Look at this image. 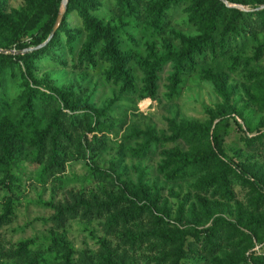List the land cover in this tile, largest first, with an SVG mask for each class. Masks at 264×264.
Here are the masks:
<instances>
[{
    "label": "trees",
    "instance_id": "16d2710c",
    "mask_svg": "<svg viewBox=\"0 0 264 264\" xmlns=\"http://www.w3.org/2000/svg\"><path fill=\"white\" fill-rule=\"evenodd\" d=\"M229 1L249 7L264 3V0ZM59 3L60 0H21L18 7L8 11L6 0H0V48L19 50L45 41L55 21ZM181 5L187 15L186 24L193 26L195 32L183 33L170 27L171 11ZM98 7V0H68L59 27L45 45L21 54L0 52V75L12 67L10 62L17 63L24 70L17 106H5L0 99V187H10L12 182H20L19 175L25 162L34 169L39 168L42 177L64 171L68 149L74 147L72 135L80 131L82 124L91 132L108 129L101 118L106 117L105 112L109 107L96 109L88 100H75L74 91L69 89L48 85V92H45L39 88L40 83L31 73L36 59L54 52L61 35L66 36L67 44L73 49L74 35L67 20L72 13L85 33L84 41L72 54V60L78 66L91 69L98 61L105 64L106 79L118 84L122 92L138 96L139 99L155 98L160 75L170 64L166 87L171 98L178 94L185 77L201 65V76L213 83L220 99V105L206 122H178L167 118L168 131L155 133L150 128L134 129L123 138L126 144L134 142L128 148L131 156L158 153L161 160L157 172L166 180L194 178L195 187L212 196L220 194L232 198L235 178L255 191V201L259 195L264 198V179L251 180L249 175L239 172L237 164L223 147L229 121L236 116L244 119L242 109L237 108L234 100L235 93L228 83V74L242 65L245 69L249 68L250 79L257 78L258 73L252 70V66L262 59L264 42L253 43L251 55H242L241 52L250 41H255L260 30L264 31V8L242 11L227 7L222 0H113L119 19L117 24H113L97 16ZM137 21L142 32L159 41V45L154 40L145 41L143 52L127 47V43L138 45L136 37L125 29L128 22H135L136 25ZM212 63L215 65L210 66ZM132 64L141 71L140 79L134 75ZM26 75L33 84L29 83ZM245 94L259 108H264V87L259 85L255 93L250 91ZM235 122L242 130V125L237 120ZM242 132L247 149H258L257 152L264 156V126L252 136L248 131ZM76 140L79 147L98 141L96 135H83ZM94 172L99 176H111L99 168H95ZM144 176L145 173L138 170L135 182L121 181L120 187L114 185L118 187L117 193L103 191L101 196L98 195L101 191L67 190L60 200L52 203V224L59 230L70 219L102 218L104 236L99 240L95 264H124L118 242L121 240L132 244L144 236L138 237L130 229V224L149 209L146 203H138L134 198L137 194L142 198L148 197V184ZM11 215V203L6 202L4 214H0V227L10 221ZM155 218L158 222H164L161 216ZM252 222L254 219H251ZM185 232L179 231V236L164 234L161 237L164 250L159 257L161 264H183L182 240L178 244L175 242ZM205 232L212 238L217 234L229 236L241 233L252 243L250 234L223 217L214 218ZM112 238L117 240L116 243ZM52 243L63 251V264H75L72 247L65 238L54 235ZM26 245V242L16 245V253L22 254V257H18L19 264H34V259L26 258ZM242 259L246 264H264V253L244 251Z\"/></svg>",
    "mask_w": 264,
    "mask_h": 264
},
{
    "label": "rangeland",
    "instance_id": "374dc122",
    "mask_svg": "<svg viewBox=\"0 0 264 264\" xmlns=\"http://www.w3.org/2000/svg\"><path fill=\"white\" fill-rule=\"evenodd\" d=\"M98 3L97 16L103 21L117 24L118 12L113 7V0H98ZM20 4L21 0H6L8 11ZM183 8L181 5L171 11L170 27L183 33L195 32L193 26L186 24L187 15ZM67 20L74 35L73 49L67 44L66 36L61 35L54 52L36 59L31 73L40 83L39 88L45 92H48V85L69 89L74 91L75 100H88L96 109L109 107L105 112L106 117L101 118L108 129L91 132L82 124L80 131L72 135L74 147L68 149L64 171L42 177L39 168L34 169L25 162L19 175L21 181L12 182L10 187H0V214H4L6 202L11 203L12 210L10 221L0 227V263L19 264L18 257H22V254L16 253V245L26 242V258L34 259V264H63V251L52 243L54 235H61L72 247L75 264H95L99 240L104 236L101 225L103 219L74 218L58 230L51 222L52 203L60 200L70 189L101 191L98 193L100 196L103 191L117 193L121 181H136L138 170L145 173L148 197L142 198L137 194L134 198L138 203H146L149 209L130 224L135 235L144 236L132 244L121 240L118 242V251L122 253L124 264H161L159 257L164 251L161 237L164 234L179 236V231L183 230L187 233L175 242L178 244L182 240L183 264H246L242 259L244 251L264 253V198L259 195L255 201V191L247 183L233 178L232 198L203 193L195 187L194 178L166 180L157 172L161 160L158 153L133 157L128 148L134 142L126 144L123 141L134 129L150 128L155 133L168 131L167 118L178 122L209 120L220 105V99L213 83L201 76L199 68L202 66L199 65L195 72L188 74L178 94L170 98L166 86L171 69L170 64L167 65L160 75L156 97L139 99L138 96L122 92L118 84L108 81L104 74L107 66L100 61L93 69L75 64L72 54L84 41L85 33L75 14L71 13ZM134 23L128 22L125 29L136 37L138 45L127 43V47L143 52V43L154 38L142 32L139 21L136 25ZM154 41L159 45V41ZM263 42L264 31L260 30L255 41H250L241 54L251 55L253 43ZM9 65L12 67L0 75V99L5 106L16 107L24 70L15 62ZM209 65L214 66L215 63ZM132 67L134 75L140 79L141 71L135 64ZM247 69L241 65L235 72L228 74V83L235 93L234 100L237 108L242 109L244 119L236 116L229 121L223 147L237 164L238 171L256 180L264 179V156L257 152L258 149H247L242 140V131H248L252 136L264 126V108H259L245 94L250 91L255 93L259 85L264 87V55L252 66V70L258 73L257 78L250 79ZM27 79L33 84L29 76ZM236 120L242 125V130L238 128ZM83 135H96L98 141L79 147L76 139ZM95 168L109 172L111 176H99L95 174ZM155 216L163 217L167 224L158 222ZM217 217L233 221L238 229L251 235L252 243L241 233L229 236L217 234L214 238L207 236L205 228ZM249 218L254 219V222L251 223V219L249 222ZM112 241L116 243L117 240L112 238Z\"/></svg>",
    "mask_w": 264,
    "mask_h": 264
},
{
    "label": "water",
    "instance_id": "95a60500",
    "mask_svg": "<svg viewBox=\"0 0 264 264\" xmlns=\"http://www.w3.org/2000/svg\"><path fill=\"white\" fill-rule=\"evenodd\" d=\"M222 1L224 2V4L227 7L236 8V9H239L242 11H254V10H259V9L264 8V3L260 4L259 6H256V7H249V6H246V5L241 4V3L231 2L229 0H222ZM67 4H68V0H60L59 8L57 11L55 21H54L52 29H51V31H50V33H49V35L45 41H43L42 43H40L39 45H36L34 47H27V48H23V49H19V50H16L13 48H0V52L1 53H11V54H21V53H25L26 51L38 49L39 47H42L43 45H45L49 41V39H51V37L55 34L56 29L59 27L64 15H65V12L67 10Z\"/></svg>",
    "mask_w": 264,
    "mask_h": 264
}]
</instances>
